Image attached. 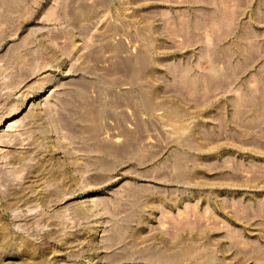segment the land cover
<instances>
[{
  "label": "rangeland",
  "instance_id": "rangeland-1",
  "mask_svg": "<svg viewBox=\"0 0 264 264\" xmlns=\"http://www.w3.org/2000/svg\"><path fill=\"white\" fill-rule=\"evenodd\" d=\"M0 264H264V0H0Z\"/></svg>",
  "mask_w": 264,
  "mask_h": 264
},
{
  "label": "bare ground",
  "instance_id": "bare-ground-1",
  "mask_svg": "<svg viewBox=\"0 0 264 264\" xmlns=\"http://www.w3.org/2000/svg\"><path fill=\"white\" fill-rule=\"evenodd\" d=\"M128 66H129V65H128ZM129 70H130V71H133L132 65H130ZM12 124H13V122H10V123H9V126L12 125ZM175 217H176V216H175ZM171 219H172V218H171ZM179 219H182V217L179 218ZM173 220H174V221H172V224L174 225V227L177 226V225H180V224H181L180 220H178L177 218H175V219H173ZM170 222H171V221H170ZM170 225H171V224H170ZM172 227H173V226H172ZM172 227H171V228H172ZM178 227H179V226H178ZM182 227H183V224H182ZM176 228H177V227H176ZM184 228H185V226H184ZM170 230H172V229H169V231H170ZM170 232H171V231H170ZM174 232H176V231H174ZM165 233H166V232H165ZM171 234H172V233H171ZM175 235H177V236L180 235V231L177 230V232L175 233ZM169 242H170V241H169ZM167 247H168V246H167Z\"/></svg>",
  "mask_w": 264,
  "mask_h": 264
}]
</instances>
